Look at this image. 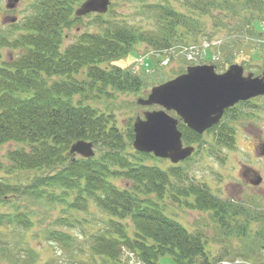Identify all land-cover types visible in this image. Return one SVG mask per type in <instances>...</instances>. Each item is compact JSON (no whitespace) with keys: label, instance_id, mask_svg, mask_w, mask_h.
I'll list each match as a JSON object with an SVG mask.
<instances>
[{"label":"trees","instance_id":"trees-1","mask_svg":"<svg viewBox=\"0 0 264 264\" xmlns=\"http://www.w3.org/2000/svg\"><path fill=\"white\" fill-rule=\"evenodd\" d=\"M29 1L23 19L11 23L13 28H0V146L7 142L25 145L9 149L7 163H0V207L16 197L44 200L74 211L94 203L107 218L102 221L103 229L91 236L89 264H129L125 249L135 252L145 264H159L166 255L178 264H216L227 257L229 251L216 255L206 248L202 231L192 232L166 215L162 203L166 194L179 203L185 198L191 209L214 212L229 235L235 224L238 236L257 224L262 251L264 208L253 202L224 201L207 185L192 181L177 165L147 164L146 159L160 158L131 152V123L123 131L112 114L100 112L86 101L136 94L153 83L154 77L145 71L136 73L116 64L136 45L143 43L160 52L198 41L200 35L210 38L207 22L198 17L206 15L212 25L225 26L221 15L213 13L216 9L236 15L244 9L249 14L245 22L253 25L264 14V0H178L188 13L172 0H141L136 15L153 23L151 28L119 17L113 3L106 13L76 16V7L84 0ZM85 17H92L86 23L89 29L74 34V41L64 46L68 31L85 25ZM179 129L186 144L201 149L210 144L211 151L218 149L185 123L180 122ZM210 129L216 146H234L233 125L221 121ZM78 140L93 142L99 154L87 158L70 153ZM33 171L36 174L31 175ZM114 178H123L127 184L119 186ZM29 214L0 210V258L8 264H47L40 261L35 248L21 246L22 240L16 237L10 239L31 227ZM49 235L58 242L75 240L60 231Z\"/></svg>","mask_w":264,"mask_h":264},{"label":"rangeland","instance_id":"rangeland-1","mask_svg":"<svg viewBox=\"0 0 264 264\" xmlns=\"http://www.w3.org/2000/svg\"><path fill=\"white\" fill-rule=\"evenodd\" d=\"M150 1V0H145ZM157 1V0H156ZM177 1V2H176ZM9 0H0V28L10 29L12 25H5L10 21L9 16H16L19 19L27 14L29 8V0H20L17 7L8 10L6 4ZM141 0H112L115 14L119 17H126L131 22L141 23L146 28L153 27V23L147 21L146 18L136 15L135 8L139 6ZM173 4L183 12H189L181 7L178 0H172ZM77 8V7H76ZM213 13L221 15L220 17L226 21L225 26L212 25L208 16L198 17L202 21L207 22L206 31L212 33L210 38L200 35L198 44L204 39H214L222 41L220 55V63L216 64V71L222 73L228 70L233 63L242 64L245 73H253L262 75L264 71V14H260V18L253 25L245 22V16L249 14L241 10L238 15L232 11L219 12V9L213 10ZM199 15V14H195ZM259 15L258 13L255 16ZM253 16V15H251ZM8 17V18H6ZM5 18V19H4ZM4 19V20H3ZM92 17H85V25L74 28L69 32L64 41V46L73 42L74 34L79 31L88 30L87 21ZM143 19V21H142ZM255 26L258 28L256 29ZM92 28V25H90ZM232 29V31H230ZM203 34V33H202ZM175 50L173 62L169 64H159L162 56H152V51L147 48L146 44H138L125 57L116 61V64L126 69L136 71L143 70L148 65L156 68L153 72H148L147 76L154 77L153 82L143 88L136 94L121 93L116 94L112 98L106 96L100 98L88 99L86 102L91 103L100 112L112 114L115 123L123 130L127 131L129 122L130 127L134 129V122L138 117L145 118V112L148 110L159 109V106H142L137 104V99L147 98L154 86L163 82L162 79H172L187 71L188 62L198 61L196 59L186 60L184 54L179 52L180 46ZM219 47L212 46L211 54L201 58L206 62L212 63L211 59ZM9 51L4 50V55ZM141 56L144 63H140ZM215 56V55H214ZM213 60V59H212ZM137 67V68H136ZM142 73V72H141ZM146 73V72H144ZM153 84V85H152ZM244 102V101H242ZM172 114V113H171ZM232 114L235 115V119ZM222 122H228L233 125L234 146L220 147L215 145L214 131L209 129L203 134V139L214 143L217 150L211 151L210 144L204 149L197 148L196 154L188 161L177 163L181 171L191 177L194 182L207 185L214 196L222 200H231L238 203L253 202L258 204L261 209L264 208V95L248 100L246 104L239 102L233 111L225 114ZM198 147L197 144H194ZM25 146L16 142H7L0 146V163H7L5 157L9 149H16ZM133 152L136 150L133 146ZM96 156L99 154L95 148ZM147 164H155L162 168H169L174 164L169 159H146ZM36 174L32 172L31 175ZM257 174L263 177L260 184H250V179H257ZM119 186H125L127 182L123 178H114ZM182 203L175 202L171 194H166L163 199L164 212L169 217L179 221L190 231H202L206 237V248L216 255H220L224 251H229L227 257H247L262 258L261 241L257 237V224H251L250 230L245 234L238 236L235 228L232 234H227L226 229L222 228L215 218L214 212L194 210L186 206L185 198ZM6 205H2L0 210L26 211L32 219V225L27 230L14 233L10 239L17 238L22 240L21 246H29L35 248L39 252L41 262L47 264H89L91 256H89V244L91 236L103 229V220L107 218L101 208L94 203L90 207L81 211L70 210L60 204L50 203L44 200H35L29 197H16L8 201ZM129 221V220H128ZM237 228V229H236ZM1 231V230H0ZM50 231H60L63 234L74 236V241L66 243L64 240L59 242L49 235ZM258 238V239H257ZM9 239V240H10ZM259 258V259H261ZM258 259V260H259ZM237 260V259H236ZM0 264H8L6 259L0 258ZM159 264H178L171 256H162Z\"/></svg>","mask_w":264,"mask_h":264},{"label":"water","instance_id":"water-1","mask_svg":"<svg viewBox=\"0 0 264 264\" xmlns=\"http://www.w3.org/2000/svg\"><path fill=\"white\" fill-rule=\"evenodd\" d=\"M19 1L9 0L7 6L13 8ZM110 3L111 0H85L75 13L77 16L106 13ZM260 95H264V71L256 76L252 72L245 74L243 65L237 63L222 73L216 71V65L189 66L185 73L154 86L147 98L137 100L140 105L161 108L148 110L145 118L136 119L133 145L138 151L178 163L195 150L193 146H184L178 128L180 120L202 134L220 122L227 108ZM170 111H175L178 117L172 116ZM70 153L92 157L95 155L93 142L78 140L71 145ZM261 181L259 175L253 184Z\"/></svg>","mask_w":264,"mask_h":264},{"label":"built area","instance_id":"built-area-1","mask_svg":"<svg viewBox=\"0 0 264 264\" xmlns=\"http://www.w3.org/2000/svg\"><path fill=\"white\" fill-rule=\"evenodd\" d=\"M205 46H207V45H205ZM187 54H188V58L189 59H196V58H198V57H200L202 55L200 53V51L195 46H191L188 49V53ZM132 263H135V262H132ZM220 264H254V263H251L250 261L237 259L235 261L225 260V261H222ZM259 264H264V262L259 263Z\"/></svg>","mask_w":264,"mask_h":264},{"label":"flooded vegetation","instance_id":"flooded-vegetation-1","mask_svg":"<svg viewBox=\"0 0 264 264\" xmlns=\"http://www.w3.org/2000/svg\"><path fill=\"white\" fill-rule=\"evenodd\" d=\"M5 25H11V23H7V24H5ZM197 146H196V150H197ZM257 178H258V174H257ZM256 179H250V184L252 185V183L255 181Z\"/></svg>","mask_w":264,"mask_h":264}]
</instances>
